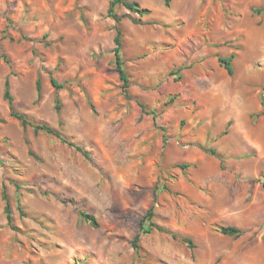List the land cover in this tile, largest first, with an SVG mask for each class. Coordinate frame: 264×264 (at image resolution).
<instances>
[{"label":"rangeland","instance_id":"1","mask_svg":"<svg viewBox=\"0 0 264 264\" xmlns=\"http://www.w3.org/2000/svg\"><path fill=\"white\" fill-rule=\"evenodd\" d=\"M130 1L0 0V264H264V0Z\"/></svg>","mask_w":264,"mask_h":264},{"label":"trees","instance_id":"2","mask_svg":"<svg viewBox=\"0 0 264 264\" xmlns=\"http://www.w3.org/2000/svg\"><path fill=\"white\" fill-rule=\"evenodd\" d=\"M170 1L171 0H165L167 5L170 3ZM120 5L125 6L130 11H133V12H136V13H140V14L148 13L150 11L148 8L141 7V5L137 1L110 0L109 8H108V15L113 17L117 23H119L122 20V18L127 15V14L119 15L116 12V8L118 6H120ZM253 10L256 13L260 14V13H262L264 11V5L261 6V7L254 8ZM116 29H117V34L115 36L116 45H115V47L113 49L114 55H115V62H116L117 70H118V72L120 74L121 80L123 81V83H122L123 91H124L125 95L127 97H129L128 87L130 85V78H129V75H128L125 67H124V61H123V58H122V55H121V49H122V28L117 25ZM234 57H235V54H232V55H230L228 57H224V56H221V55L218 56L220 65L222 67H224L230 75L234 74V71H235V68H234V65H233ZM51 82H52V84H53V86L55 88L63 87V85L60 84L58 82V80L54 76L51 77ZM37 89H38V91H40V89H41V80H40V78H38V80H37ZM4 97L9 102L10 109H11V114L13 116H15L23 124L24 127H27L28 125H30L36 131L42 130V131H44L46 133L52 134V135L58 137L64 143H67V144H69L71 146H75L77 150H79L83 154L87 155V152L84 150V148H82L81 146L75 145L72 142H70L55 127L51 126L48 123H34V122H31L29 120V118L24 113H21V112L17 111L15 106H14V98H13V96L11 94L10 80L8 78L5 81ZM138 102H139V104H140V106L142 108V111L143 112H148L146 104H144L143 102H141L139 100H138ZM262 104L264 106V99L262 100ZM61 108H62V105H61V102H60V98L58 96H56V109H57V111L60 112ZM151 112L154 114L155 117L158 115L155 111H151ZM208 151H210L213 154L215 153V151L213 149H209ZM186 166L187 165H183V167H186ZM3 199L5 201V213H6L8 224L11 227H13L14 226V224H13V213H12V209H11L10 198H9V195H8L6 189H4V192H3ZM79 213H80L81 217L84 220L88 221L93 227H99L100 226L99 221H98L97 217L94 214L86 212V211H82V210H80ZM154 217H155V210H154V206H152V207H150L148 209L146 214L141 219V221H140V231L136 234V236L132 240V246H133V248L135 250L139 249V241H140V237H141L142 233H151L152 231H154V229H157V230H160V231H168L164 226L158 224L154 220ZM219 230L223 234H227V235L238 236V235L241 234V229L238 228L237 226H234V225H223V226H221L219 228ZM172 235L175 238L178 237V235L176 233H172ZM181 238L184 241L192 244L191 238L186 237V236H182Z\"/></svg>","mask_w":264,"mask_h":264}]
</instances>
